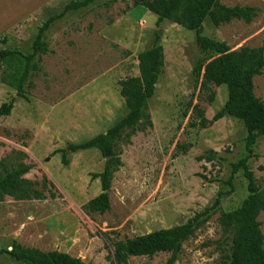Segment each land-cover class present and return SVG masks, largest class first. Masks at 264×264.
<instances>
[{
    "label": "rangeland",
    "instance_id": "374dc122",
    "mask_svg": "<svg viewBox=\"0 0 264 264\" xmlns=\"http://www.w3.org/2000/svg\"><path fill=\"white\" fill-rule=\"evenodd\" d=\"M76 1L82 0H0V6L5 5L0 23L8 19L9 25H0V50L27 56L43 23ZM219 1L227 7L256 8L257 16L249 25L232 21L218 28L205 21L202 36L225 43L230 51L264 49V0ZM131 4L99 0L56 20L45 35L50 53L41 56L22 95L15 91L21 71L17 62L1 67L0 106L13 100V109L0 117V160L32 166L24 178L41 184L45 176L54 185L55 199L21 202L6 197L0 203V250H10L16 242L85 263L111 264L112 247L103 238L123 241L183 225L220 195V210L183 244L174 263L220 264V213L233 212L247 197L241 172L228 183L231 166L247 155L246 131L241 121L226 115L213 120L227 100L226 87L212 86L209 102L210 93L199 91L192 70L216 55L201 53L195 34L177 25L165 24L159 31L164 68L148 101L152 129L122 147L109 210L103 215L82 210L100 194L99 180L92 176L109 160L94 149L71 154L67 148L105 133L125 116L118 83L138 76L137 56L153 46L156 17ZM6 11L16 17L1 18ZM253 86L264 102V70L254 77ZM195 105L208 120L203 130L189 125L197 122ZM207 151H213L215 159L197 161ZM63 152L69 161L66 167L60 162ZM247 166L264 189V138L257 139ZM257 220L264 238V213ZM169 257L160 253L130 258L128 263L166 264ZM0 264L21 263L2 254Z\"/></svg>",
    "mask_w": 264,
    "mask_h": 264
},
{
    "label": "trees",
    "instance_id": "16d2710c",
    "mask_svg": "<svg viewBox=\"0 0 264 264\" xmlns=\"http://www.w3.org/2000/svg\"><path fill=\"white\" fill-rule=\"evenodd\" d=\"M98 1L71 2L65 6L61 14L50 17L38 29L31 44V53L27 56L10 50H0V73L2 66L8 67L12 62H17L21 70L15 86L18 95H22L30 73L39 69L41 56L50 53L45 35L51 25L65 13L85 9ZM128 1L132 3V8L141 7L156 17L153 46L137 56L138 76L125 78L118 83L119 95L126 109L125 116L105 133L98 134L80 144L69 145L67 148L71 154L94 149L103 159L109 160L101 173L92 176L94 180H99L100 194L88 201L82 210L86 214L99 215L109 210L111 181L113 174L122 166L120 160L122 147L129 146L131 138L136 134L145 133L153 127L148 113V101L154 95L158 78L164 68L159 31L165 24H174L195 34L201 53L211 52L216 55L204 63L195 64L192 70V77L195 85L199 86V91L210 93L209 102L213 101L214 96L211 91L212 86L226 87L227 100L222 111L218 112L213 120L218 121L226 115L241 121L246 131L247 155L231 166L228 183L230 184L234 175L241 172L246 181L247 197L233 212L220 213L218 219L220 238L216 242L221 252L220 264H264V238L257 220L258 216L264 213V189L257 185L247 166L248 160L253 156V146L257 139L264 138V102L255 96L253 86L254 77L260 76L264 70V49L240 47L230 51L225 43L215 42L202 36L205 21L214 28L227 25L232 21H241L249 25L257 16L256 8L227 7L219 0ZM21 97L26 100L25 96ZM12 109L13 100L2 104L0 117L9 116ZM192 110L197 122L189 125L201 130L205 129L208 120L203 110L197 105ZM21 155L24 156V154ZM215 155L213 151H207L206 154L198 157L197 161L211 162L215 159ZM60 162L65 167L69 164L66 152H63ZM31 169L32 166L22 162L9 164L5 160H0V203L6 197L21 202L55 199L52 193L54 185L49 183L45 176L42 177L41 184L24 178ZM39 185L40 190L37 189ZM220 203L221 197L217 195L209 208L197 213L183 225L153 231L123 241L103 238L104 242H110L112 247L111 264H129L130 258H152L160 253L170 255L166 264H174L183 244L193 238L195 233L209 221L211 213L220 210ZM2 254L21 264H91L65 253L42 252L23 247L16 242L12 243L10 250H0V255Z\"/></svg>",
    "mask_w": 264,
    "mask_h": 264
},
{
    "label": "crops",
    "instance_id": "0c3cea01",
    "mask_svg": "<svg viewBox=\"0 0 264 264\" xmlns=\"http://www.w3.org/2000/svg\"><path fill=\"white\" fill-rule=\"evenodd\" d=\"M4 2H5V1H4ZM1 9L4 10V9H5V5H1V6H0V11H1ZM7 12H8V11H6L4 15H1V18H9L10 16H8V15H11V18L16 17V16H14V15L12 16V13H7ZM17 16H18V15H17ZM7 21H8V19H6V21L4 20L3 22L0 23L1 26H5L4 29L7 28V27H9V25L6 24ZM1 26H0V27H1Z\"/></svg>",
    "mask_w": 264,
    "mask_h": 264
},
{
    "label": "water",
    "instance_id": "95a60500",
    "mask_svg": "<svg viewBox=\"0 0 264 264\" xmlns=\"http://www.w3.org/2000/svg\"><path fill=\"white\" fill-rule=\"evenodd\" d=\"M0 61H1V58H0ZM225 114H226V112H225ZM106 160H108V159H106Z\"/></svg>",
    "mask_w": 264,
    "mask_h": 264
}]
</instances>
